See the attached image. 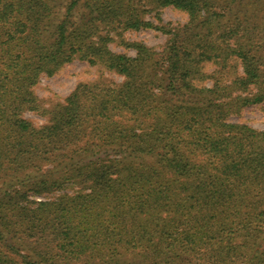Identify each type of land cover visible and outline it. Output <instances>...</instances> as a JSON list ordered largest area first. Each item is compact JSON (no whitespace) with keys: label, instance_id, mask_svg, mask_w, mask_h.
Masks as SVG:
<instances>
[{"label":"trees","instance_id":"1","mask_svg":"<svg viewBox=\"0 0 264 264\" xmlns=\"http://www.w3.org/2000/svg\"><path fill=\"white\" fill-rule=\"evenodd\" d=\"M148 27L162 52L111 48ZM74 60L124 80L47 107L35 86ZM262 101L264 0H0V264H264V129L230 120Z\"/></svg>","mask_w":264,"mask_h":264},{"label":"rangeland","instance_id":"2","mask_svg":"<svg viewBox=\"0 0 264 264\" xmlns=\"http://www.w3.org/2000/svg\"><path fill=\"white\" fill-rule=\"evenodd\" d=\"M146 9L148 10L143 14L144 19L157 26L173 29V27L187 23L189 19L187 11L172 5L154 8L153 5L147 4ZM80 10L82 11L83 8L80 7ZM169 37L170 34L157 28L128 29L120 34L115 33L114 40L110 43V46L117 52L135 56L137 50L133 46H128V43H140L153 48L159 53L164 50ZM233 64L237 66L233 67ZM205 70L207 73L215 74L226 81H230L237 74L243 72L242 66L235 60L230 61L226 65L208 62L205 65ZM99 79L122 82L124 76L117 72L109 71L100 65H92L83 60H74L66 64L53 76H42L34 89L41 101L47 107H51L54 103L63 101L77 84ZM213 81L214 79L209 77L205 80V84L211 86ZM24 115L36 125L45 123L47 119L35 111H27ZM230 120L245 122L253 127L264 129V101L247 105L239 115L231 116ZM11 179V177L7 178V184L12 183L13 179ZM2 184L3 181L1 180L0 185ZM67 191L72 192V188L67 189Z\"/></svg>","mask_w":264,"mask_h":264}]
</instances>
